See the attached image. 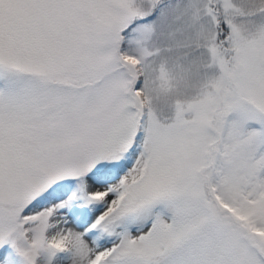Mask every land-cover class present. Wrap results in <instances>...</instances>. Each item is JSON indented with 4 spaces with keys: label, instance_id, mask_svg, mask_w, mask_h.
<instances>
[{
    "label": "snow or ice",
    "instance_id": "6c2138e0",
    "mask_svg": "<svg viewBox=\"0 0 264 264\" xmlns=\"http://www.w3.org/2000/svg\"><path fill=\"white\" fill-rule=\"evenodd\" d=\"M0 264H264V0H0Z\"/></svg>",
    "mask_w": 264,
    "mask_h": 264
}]
</instances>
